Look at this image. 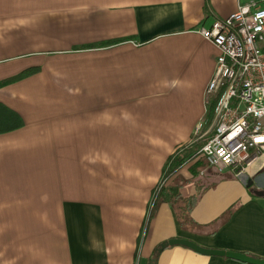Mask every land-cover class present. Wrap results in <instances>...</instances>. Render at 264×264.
I'll use <instances>...</instances> for the list:
<instances>
[{
    "label": "crops",
    "instance_id": "0c3cea01",
    "mask_svg": "<svg viewBox=\"0 0 264 264\" xmlns=\"http://www.w3.org/2000/svg\"><path fill=\"white\" fill-rule=\"evenodd\" d=\"M250 2L0 0V82L38 69L0 87L24 123L0 134V264H149L175 238L264 257V160L182 187L188 229L166 194L137 251L166 161L206 119L218 51L200 30ZM156 264L242 263L168 247Z\"/></svg>",
    "mask_w": 264,
    "mask_h": 264
},
{
    "label": "built area",
    "instance_id": "2783aa9c",
    "mask_svg": "<svg viewBox=\"0 0 264 264\" xmlns=\"http://www.w3.org/2000/svg\"><path fill=\"white\" fill-rule=\"evenodd\" d=\"M200 35L218 55L192 144L204 142L198 154L208 168L237 176L264 160V5H240Z\"/></svg>",
    "mask_w": 264,
    "mask_h": 264
},
{
    "label": "trees",
    "instance_id": "16d2710c",
    "mask_svg": "<svg viewBox=\"0 0 264 264\" xmlns=\"http://www.w3.org/2000/svg\"><path fill=\"white\" fill-rule=\"evenodd\" d=\"M38 69H29L16 77L6 79L0 82V87L9 85L11 83L22 80L30 75L35 74ZM211 116H207V121H210ZM24 123L20 116L14 111L6 108L2 104H0V134L12 132L23 127ZM204 142L194 143L192 149H186L185 147L179 148L172 156L168 158L166 164L162 170V177L160 182L156 186V188L152 192V198L150 200L147 215L142 223V227L140 230V236L138 238V249L139 250L142 242L144 241L146 234L148 232V228L151 220L153 219L158 206L166 201L165 195L168 194V202L174 209L176 213V217L179 223L180 228L188 229L189 227L195 226L194 222L190 218V213L195 205L198 194L184 198L181 195V188L187 186L189 184L198 183L197 177L198 173L201 169L207 167V162L205 159L201 158L198 154V150L203 146ZM191 164L189 167V172L191 178L189 180H184L179 177L177 174L181 170L184 165ZM171 184H167L168 180L172 179ZM167 184V185H166ZM250 184V183H249ZM251 185H249L250 188ZM158 248H156L152 254V258L149 264H156V260L159 256ZM138 255V252H137ZM250 257L262 259L259 257H254L249 255Z\"/></svg>",
    "mask_w": 264,
    "mask_h": 264
},
{
    "label": "water",
    "instance_id": "95a60500",
    "mask_svg": "<svg viewBox=\"0 0 264 264\" xmlns=\"http://www.w3.org/2000/svg\"><path fill=\"white\" fill-rule=\"evenodd\" d=\"M168 247H183L202 256L225 258L242 264H264V260L262 259L253 258L242 253L202 248L192 241L183 238L170 239L167 242L162 243L159 246L158 252H161Z\"/></svg>",
    "mask_w": 264,
    "mask_h": 264
},
{
    "label": "rangeland",
    "instance_id": "374dc122",
    "mask_svg": "<svg viewBox=\"0 0 264 264\" xmlns=\"http://www.w3.org/2000/svg\"><path fill=\"white\" fill-rule=\"evenodd\" d=\"M193 145L194 144H190V146L186 147V149H192ZM201 173H203V174L201 175ZM225 173L229 174L230 176L232 175V174H230L229 171H226ZM227 174H226V176H227ZM222 176L217 174L215 171L211 170L210 168H208V165H207V167L200 170V172L198 173V177H197L198 179L197 180H199L202 183V185H204V186H210V185L214 184L216 181L220 180ZM207 177L209 180H205V178H207ZM215 177H218V178H215ZM137 264H139V258L137 259Z\"/></svg>",
    "mask_w": 264,
    "mask_h": 264
}]
</instances>
